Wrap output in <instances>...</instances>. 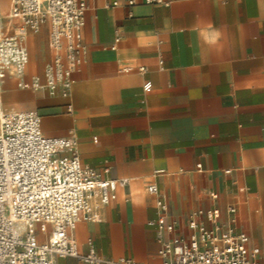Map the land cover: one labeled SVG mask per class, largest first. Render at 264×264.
<instances>
[{
    "label": "crops",
    "instance_id": "1",
    "mask_svg": "<svg viewBox=\"0 0 264 264\" xmlns=\"http://www.w3.org/2000/svg\"><path fill=\"white\" fill-rule=\"evenodd\" d=\"M128 1L86 0L81 63L67 98L45 88L27 93L25 110L39 114L46 136L72 133L84 166L127 180L106 204L94 192L90 219L79 221L71 238L80 253L92 246L107 258L161 264L157 229L148 225L157 208L146 188L155 184L168 221L183 224L212 207L225 218L234 206L236 231L264 264V0ZM0 7L12 33L19 22L9 17L10 0ZM48 35L47 23L26 35L24 79H42L54 55ZM18 80L8 71L0 88L21 89ZM147 80L150 92L142 89Z\"/></svg>",
    "mask_w": 264,
    "mask_h": 264
},
{
    "label": "built area",
    "instance_id": "2",
    "mask_svg": "<svg viewBox=\"0 0 264 264\" xmlns=\"http://www.w3.org/2000/svg\"><path fill=\"white\" fill-rule=\"evenodd\" d=\"M133 3L128 1L129 5ZM145 3L168 4L165 0ZM86 10V0H10L9 17L19 23L8 33L0 14V80L11 71L19 78L21 89L45 88L67 98L73 84L71 74L81 63ZM46 23L54 55L45 65L42 79L34 76L26 80L23 75L28 52L24 39L28 32H37ZM118 40L116 37L112 49ZM122 71L129 72L130 68ZM137 71L144 72L145 68L140 66ZM151 88V82L145 81L143 91L150 92ZM66 108L70 111L71 105ZM126 182L124 178H102L96 169L84 166L72 133L46 136L35 110L2 112L0 264H54L55 256L74 257L87 264H144L132 258L100 256L92 246L80 253L70 236L79 221L90 219L87 208L96 190L106 204L115 199L117 188ZM146 190L156 196L157 215L148 225L157 229L161 264H261L258 255L247 247L248 236L235 229L234 206L225 208V218L217 207L199 208L182 224L167 220L168 206L155 184ZM210 195L217 198L215 192ZM39 232L47 233L44 241L38 240ZM164 232L172 236L166 237Z\"/></svg>",
    "mask_w": 264,
    "mask_h": 264
},
{
    "label": "rangeland",
    "instance_id": "3",
    "mask_svg": "<svg viewBox=\"0 0 264 264\" xmlns=\"http://www.w3.org/2000/svg\"><path fill=\"white\" fill-rule=\"evenodd\" d=\"M1 6L8 7V0H1ZM1 12V11H0ZM4 14V13H1ZM6 22V20H3ZM30 89L0 88V114L11 110H25L26 102L29 101Z\"/></svg>",
    "mask_w": 264,
    "mask_h": 264
},
{
    "label": "bare ground",
    "instance_id": "4",
    "mask_svg": "<svg viewBox=\"0 0 264 264\" xmlns=\"http://www.w3.org/2000/svg\"><path fill=\"white\" fill-rule=\"evenodd\" d=\"M0 11L2 12V8H1V7H0ZM1 12H0V13H1ZM26 66H27V65H26Z\"/></svg>",
    "mask_w": 264,
    "mask_h": 264
}]
</instances>
